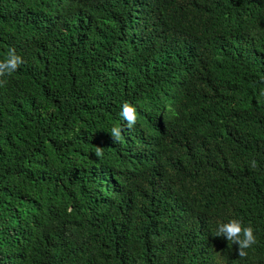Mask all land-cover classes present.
Here are the masks:
<instances>
[{"label": "trees", "instance_id": "1", "mask_svg": "<svg viewBox=\"0 0 264 264\" xmlns=\"http://www.w3.org/2000/svg\"><path fill=\"white\" fill-rule=\"evenodd\" d=\"M62 1L59 15L52 0H0V61L10 49L24 61L0 77V264H264V247L240 258L238 245L194 235L186 223L188 210L205 214L240 195L227 185L241 173L264 182V108L249 115L242 80L235 83L262 66L264 32L244 35L245 59L217 88L208 143L223 156L187 171L206 143L186 148L174 116L160 130L156 113L179 101L180 89L199 92L205 83L192 76L209 30L193 12L198 0H155L160 13L145 0ZM203 1L210 14L221 10ZM146 30L159 36L143 39ZM255 77L264 90V72ZM126 101L136 109L130 129L118 121ZM113 127L122 129L119 142ZM255 192L241 221L258 237L264 186Z\"/></svg>", "mask_w": 264, "mask_h": 264}, {"label": "clouds", "instance_id": "2", "mask_svg": "<svg viewBox=\"0 0 264 264\" xmlns=\"http://www.w3.org/2000/svg\"><path fill=\"white\" fill-rule=\"evenodd\" d=\"M80 1L85 6L90 0ZM211 1L213 5L221 6V10L217 11L216 14H210L209 8L203 0H198V5L193 11L200 22L207 20L209 23L208 35L204 44L200 47L202 51L200 57L201 67L198 73L192 75L201 76L205 83L199 92L180 89L181 91L178 92L180 100L163 104L156 113L160 130L165 129L168 117L170 115L174 116L175 121L173 124L178 130L181 140L185 141L186 148L195 149L200 143H206L205 149H198L195 152L196 156L189 159L187 171L193 168L199 160L208 161L212 157L223 156L224 153L221 155L214 153L213 148L215 145L208 143L210 133L216 134L217 132L216 128L213 127L212 118V112L220 106L217 88L222 85L228 86L233 81L235 67L245 59L244 35L250 34L251 30H253L252 34L264 32V0ZM145 3L148 5L149 11L160 13L155 0H145ZM52 4L55 5L60 13L59 15L63 14L65 3L62 0H52ZM59 19L58 17L55 20L50 18L45 21L39 20L38 26L43 27ZM30 23L31 30L35 31V23L32 21ZM11 29L14 30V27H11ZM240 30H242V33H240ZM242 35L243 37H241ZM140 36L149 40L159 35L153 30H146ZM23 62L22 57L16 54L15 49H10L6 59L0 61V77L15 72ZM261 72H264V60L262 66L256 72L245 74L244 77L235 81L237 85V81L242 80L241 87L237 88V92L240 95L241 104L251 107L249 113L251 116L259 108H264V101L259 100L257 97V94L264 93V90L260 88L255 77L257 73ZM244 81H246L245 87L242 85ZM246 86L248 87L246 88ZM118 121L120 125L129 129L134 127L137 121L135 107L127 101L124 102ZM247 123L248 121L244 120V124ZM153 133L147 131L129 134L126 138V144L129 145V137L143 138ZM110 135L114 142H119L122 138V129L113 127L110 130ZM251 135L244 136L242 143L244 152L252 151L250 149L252 147V144H250L251 139H249ZM220 138L216 137L218 140ZM95 155L102 157L103 148L96 147ZM250 163L252 168L258 166L255 160ZM262 186H264L263 181L256 179L254 176L241 173L233 183L227 185L228 189L232 191L240 190V195H228L226 204H220L218 207L208 210L205 214H202L199 209L188 210L186 223L194 229L192 234H202L203 237L209 234V240H214L212 235L222 237V239L225 238L228 242L238 245L240 258L247 257V250L252 247H264V236L256 237L253 227L245 225L241 221V217L249 210V204L260 197V194L255 190ZM67 210L71 211L69 206Z\"/></svg>", "mask_w": 264, "mask_h": 264}]
</instances>
